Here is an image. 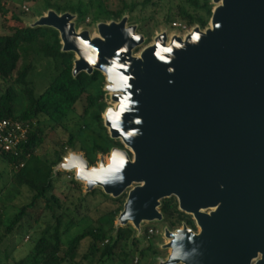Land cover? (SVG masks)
<instances>
[{"label": "water", "instance_id": "obj_1", "mask_svg": "<svg viewBox=\"0 0 264 264\" xmlns=\"http://www.w3.org/2000/svg\"><path fill=\"white\" fill-rule=\"evenodd\" d=\"M212 4L217 6L207 29L194 27L169 41L166 34L157 35L138 56L133 50L145 41L141 35L132 39L127 30L137 35L135 26L127 27L126 18L97 24L93 38L77 32L70 13L49 10L34 23L58 31L62 51L75 55L73 76L98 71L112 84L101 65L110 67L119 52L128 71H118L134 77L129 89L105 87L117 104L108 107L113 112L126 92L135 102L119 122L125 133L136 131L127 140L103 119L109 138L125 146L113 148L108 161L116 152L128 161L125 167L105 173L104 157L90 166L76 154L68 163L79 162L85 172L96 169L105 181L92 185L75 178L86 193L100 187L113 198L126 194L120 227L138 230L143 221L161 222V201L177 200L199 231L165 228L164 248L170 253L160 264H264V0ZM78 36L99 49L95 65L87 62L91 48L79 45ZM157 43L171 48L160 53L164 59L156 56ZM137 118L142 123H135Z\"/></svg>", "mask_w": 264, "mask_h": 264}, {"label": "trees", "instance_id": "obj_2", "mask_svg": "<svg viewBox=\"0 0 264 264\" xmlns=\"http://www.w3.org/2000/svg\"><path fill=\"white\" fill-rule=\"evenodd\" d=\"M8 1L11 0H0V16L5 13ZM28 1L33 5L45 4L47 9L57 14L74 15L76 30L84 23V18L93 6L104 21L113 20L109 15L107 0H87V3L78 0L77 4L71 0H22L21 6ZM120 1L125 11L133 12L137 6L134 3L128 4L126 0ZM161 3L167 7L166 24L171 25L175 20H180L190 29L208 28L214 8L212 0H157V3L144 0L140 5L150 4L154 7ZM19 14L26 15L23 11ZM145 38L144 44L148 45L150 37L146 34ZM39 59L48 60L52 64V76L47 87L36 95L29 77L35 71ZM74 61L75 55L72 52L62 51L59 33L51 27L30 25L13 30L10 34H0V121L16 120L29 127L26 141L15 154H0V163L12 173V190L25 195L20 205H14L17 211L11 216H6L5 208L12 195H0V264H133L135 256L141 262L147 252L151 251V245L139 249V241L132 227L115 226V220L123 210L126 194L113 198L102 191L93 190L70 203L72 209L68 197L63 198V203L55 195V184L60 173H54V168L62 163L66 151H84V148H78L76 144L85 130L97 134L103 147L107 142H115L108 137L101 118L106 105L96 97L101 96L99 90L104 76L98 71H93L91 75L80 73L73 76ZM15 88L20 89L26 103L20 112H16L18 93ZM79 103H85L83 117L92 112L91 121L104 135L90 127L88 120L76 134H69L65 144H57L59 148H55L51 155H38L36 151L46 141V133L39 126L40 119L54 124L50 128V131H54L62 127L70 114L75 113ZM99 146L94 140L91 149L84 153L90 166L96 163ZM114 147L123 149L117 141ZM21 164L22 168L19 167ZM73 187L81 192L77 182L73 181ZM96 194L101 195L102 201L89 210L86 198ZM105 205L109 207L100 211ZM159 211L163 223L170 231L186 225L195 232L192 217L179 210L175 198L162 200ZM88 218L91 220L89 223ZM39 222L45 226L38 237L32 236V248L21 258L9 262L10 251L15 250V247L8 248L5 244L11 245L13 241L23 243ZM78 227L81 229L72 235L71 231ZM149 229V226L145 227V234Z\"/></svg>", "mask_w": 264, "mask_h": 264}, {"label": "rangeland", "instance_id": "obj_3", "mask_svg": "<svg viewBox=\"0 0 264 264\" xmlns=\"http://www.w3.org/2000/svg\"><path fill=\"white\" fill-rule=\"evenodd\" d=\"M59 0H54L53 2H56ZM78 0H71L73 4H77ZM84 3H87V0H81ZM144 0H126L128 4H136L135 10L133 12H129L128 10H123V6L120 0H107V5L109 8V15L113 18V20H107L104 21L103 17L98 13L96 10V7H91L89 14L84 18V23L80 25V27L77 29V32L82 31H88L90 34V37H98L97 32V24L99 23H106L109 24L111 22L119 23L123 18L127 19L126 26H135V33L137 35H141L144 38L146 34L150 37L149 38V44H152L154 41V38L157 35L160 34H166L168 41L173 36H179V37H185L189 32L192 31L184 22L180 20H175L174 22H178L182 25H186L187 29H189L188 33H184L183 30H177L173 28L171 25H168L165 23V16L167 14V7L165 4H158L156 6H151L150 4H147L145 6L140 5ZM22 0H11L8 1V3L5 4V13L0 16V34H10L11 31L16 29H22L24 27L34 25V23L40 19L41 17L45 16L49 9L46 8L45 4H37L33 5L31 1H28L27 4L22 5ZM62 4V2L60 1ZM152 3H157V0H152ZM214 5V4H213ZM217 5H214L216 7ZM14 11V13H12ZM25 12L26 15L19 14L20 12ZM33 14V15H32ZM32 15V16H30ZM73 23H76V17H74ZM173 23V22H172ZM210 23V22H209ZM209 27V25H208ZM148 45L142 44L141 46L135 48L133 50V55L138 56L140 52ZM52 76V64L48 62V60L39 59L38 62H36V68L35 71L31 74L29 77V81L32 83V88L34 89V92L36 95H39L48 84L49 79ZM107 83L104 77V81L102 82V85L100 87V94L101 96L96 95L97 98H99V102L106 105V109L108 107H113L114 103L111 100V94L105 90ZM15 90L18 93V100L16 103V112H20L25 107V100L22 97V94L20 93V89L15 88ZM96 94V93H95ZM85 103H79L77 104L75 108V113H72L68 116L62 127L56 128L54 131H50V128L55 126L54 124H49L48 122L44 121L42 118L40 119L41 124L39 125L40 128L46 133V141L40 149L36 151L38 155H51L54 149L59 148L57 147V144H65L68 140L69 134H76L78 130L83 125H86L89 120V126L92 127L97 133H100L97 129L96 125L94 124L93 120L91 121L92 112L87 117H83ZM102 119H104V113L101 116ZM92 123V125H90ZM86 128V127H85ZM87 129V128H86ZM86 132L81 135L78 139V142L76 146L84 148V151H80L79 149L72 151L68 150L66 151L67 154L65 156H68L71 154L76 155H82L84 157V153L89 151L91 149V146L95 141L99 143V147L97 148L98 154L96 155V163L94 166L97 165L98 160L100 157H104L105 161L107 162L110 152L114 147L116 141L120 142L123 149H125V146L121 143L120 140H113L115 142H107V144L104 145L100 142V138L97 137V134L91 133L90 130H85ZM106 133L109 137L108 130L106 129ZM103 134L104 133H100ZM108 149V150H107ZM105 150V151H104ZM133 157V156H132ZM54 173H60V177L57 179V182L55 184V195L60 198V200L64 203V200L68 197V203L73 208V205H70L73 201L76 202L77 199H79L83 195H87L85 190V185L81 182H78L75 180V172H66L58 168L56 166L54 168ZM11 171L8 167L0 163V195L5 196L7 194H10L12 196L9 202H6L7 207L6 210V216H11L17 211V207L14 205H20L21 202H23L25 199L24 193H15L14 190H12L13 186L11 183ZM73 181L77 182L81 192L74 189L73 187ZM5 187V188H4ZM132 187H135V185H132ZM132 187L130 189H132ZM4 188V189H3ZM3 189V190H2ZM128 189V190H130ZM94 190L102 191L100 187H96ZM127 190V191H128ZM103 192V191H102ZM14 193V194H13ZM82 193V194H81ZM111 197V196H109ZM63 198H65L63 200ZM86 204H89V210L94 209V206L97 204H100L102 201V197L99 194H96L94 197H87L86 198ZM109 206L105 205L103 206L100 211H103L107 209ZM211 210H206L205 213H209ZM82 213L85 215V212L82 211ZM95 213V212H94ZM118 218V217H117ZM117 218L115 220V226L120 227L117 221ZM91 220L90 218L87 219V222L89 223ZM43 223H38L34 229V231L26 236L24 238L23 243H20L18 241H13L11 245L5 244V247L8 246V248H11V246H14L15 250L10 251V258L12 259H18L21 258L23 255L27 253L32 248L31 238L38 237L37 235L44 229ZM127 226H130L133 228L131 224H128ZM150 227V229H153L154 231H157L158 233L151 236L150 238L147 237V234H145V227ZM167 228L163 221H153V222H146L143 221L140 224V227L138 230L134 229L135 237L139 241V249H142L144 247H147L151 245V251L147 252L146 258L139 262L137 256H135L133 260V264H160L161 262H164L167 257L169 256L170 250L165 249L164 245H166L169 240L164 237V230ZM81 227L75 228L71 231L72 235L76 233ZM168 229V228H167ZM197 232L199 229L196 227ZM169 230V229H168ZM3 259V256H2ZM1 260V259H0ZM137 260V261H136ZM255 262V261H254Z\"/></svg>", "mask_w": 264, "mask_h": 264}, {"label": "clouds", "instance_id": "obj_4", "mask_svg": "<svg viewBox=\"0 0 264 264\" xmlns=\"http://www.w3.org/2000/svg\"><path fill=\"white\" fill-rule=\"evenodd\" d=\"M127 31L128 34L132 36L133 40L140 39L139 35H133L130 29H128ZM76 40L78 41V44L82 45L84 48H91L92 55L87 57L86 59L90 65H95L97 62L99 49L97 47L92 46L89 41L84 40L82 37L78 36L76 37ZM177 47H179V45H177ZM157 49L158 51L156 53V56L159 59H164L162 56H160L161 52L171 51V48L160 47L159 43H157ZM122 50H126V49H122ZM109 64H111L110 67H108L107 65H101L102 70L110 74L107 76V79L112 81V84L107 85L109 90L113 88L116 89L131 88L132 85L129 84V81L134 79V77L131 75H124L123 72L118 71V69H123L124 72L128 71V66L126 64L119 63V52H117L116 57H114ZM130 102L135 103L134 101L131 100V93L126 92L124 96L119 98V105L117 111L113 112L112 108H108L104 113L107 120L111 121V127L115 129L117 132H119L120 135L124 137V139L126 140L129 137L136 134L135 130L125 133L119 124V122L121 121L122 114L126 111V109H129ZM135 123L140 124L142 123V121L141 119L137 118L135 120ZM70 154L64 157V161L59 165L61 168L65 169L66 171H70L72 170V168H75V178L87 184L95 185L96 181L105 184V181L102 179L100 175H95L96 169H91L89 172H85L84 168L76 163L70 165L68 163ZM127 162L128 161L122 155H118L116 152H112L108 168L103 169L102 171L105 173L119 172L121 169L125 167ZM121 180L123 182L124 178L122 177ZM173 235L175 236L176 234L174 233Z\"/></svg>", "mask_w": 264, "mask_h": 264}, {"label": "built area", "instance_id": "obj_5", "mask_svg": "<svg viewBox=\"0 0 264 264\" xmlns=\"http://www.w3.org/2000/svg\"><path fill=\"white\" fill-rule=\"evenodd\" d=\"M177 30H183V32L188 33L186 25H182L178 22H173L171 25ZM29 127L24 125L20 121L16 120H2L0 121V154H15L22 143L27 139ZM23 167V164L19 166ZM157 231L149 229L147 237L157 234ZM137 261V260H136Z\"/></svg>", "mask_w": 264, "mask_h": 264}, {"label": "bare ground", "instance_id": "obj_6", "mask_svg": "<svg viewBox=\"0 0 264 264\" xmlns=\"http://www.w3.org/2000/svg\"><path fill=\"white\" fill-rule=\"evenodd\" d=\"M189 33H190V32H189ZM189 33H188V34H189ZM116 106H117V104L115 103L113 107H116ZM76 164L80 165L79 162H77ZM105 164H106V166L109 165V161H108V160H107V162L105 161ZM89 171H90V170H89ZM82 182H83V181H82ZM83 183L86 184L85 182H83Z\"/></svg>", "mask_w": 264, "mask_h": 264}, {"label": "flooded vegetation", "instance_id": "obj_7", "mask_svg": "<svg viewBox=\"0 0 264 264\" xmlns=\"http://www.w3.org/2000/svg\"><path fill=\"white\" fill-rule=\"evenodd\" d=\"M196 227V226H195ZM195 232H197V229L195 230ZM255 262L253 261L252 264H254Z\"/></svg>", "mask_w": 264, "mask_h": 264}]
</instances>
